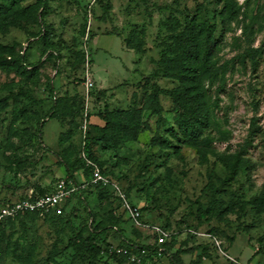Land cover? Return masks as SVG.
<instances>
[{"label":"rangeland","instance_id":"1","mask_svg":"<svg viewBox=\"0 0 264 264\" xmlns=\"http://www.w3.org/2000/svg\"><path fill=\"white\" fill-rule=\"evenodd\" d=\"M238 6L215 51L219 78L210 87L209 126L200 148L188 147L191 131L165 92L180 81L163 78L158 62L189 17L214 15L220 29L224 9ZM94 31L100 34L91 47ZM90 48L94 87L88 93L83 77ZM251 48L262 50L255 68L245 56ZM22 58L35 67L22 65ZM155 83L164 89L157 137L159 117L147 106ZM2 102L0 264H170L164 252L191 248L180 264H237L219 245L242 264H264V0H0ZM108 111H122V118L113 116L116 123L124 111L140 112L150 127L105 143L98 127ZM52 112L40 137L39 124ZM84 149L110 180L105 186L118 185L149 227L137 228L131 212L95 184L91 160L92 169L75 174L82 190L61 210H17L69 181L66 164L87 157ZM115 219L139 245L157 244L152 226L166 228L162 258L130 259L117 230L108 254L88 248L91 227ZM198 245H208L212 258L199 260Z\"/></svg>","mask_w":264,"mask_h":264},{"label":"trees","instance_id":"2","mask_svg":"<svg viewBox=\"0 0 264 264\" xmlns=\"http://www.w3.org/2000/svg\"><path fill=\"white\" fill-rule=\"evenodd\" d=\"M108 1L111 2V0ZM109 7L110 4L106 5V7L104 8V15L108 14ZM241 8L242 7L240 6L233 7L229 11L227 9H224V13H221L222 24L220 29L218 28L214 15L207 14L206 16H191V18L189 17L186 29L179 32L177 35H172V38L174 40L173 42L169 43V47L162 54L160 66L158 62L157 69H160L159 72L160 75L163 76V78H175L180 81V85L178 87L166 90L165 92H169V94L174 96V103L178 108V111L176 112L177 115L180 116L181 120L180 124L184 123L185 131H191V133H187V136L185 137V142L188 147L198 149L203 142L202 136L206 128L209 126V119L212 111V107L209 103L211 97L210 87L213 86L219 78L215 61V51L220 43V40H222V33H224L227 27L230 26V23L239 16ZM104 15L101 17V19H104ZM173 24L174 23H171L169 26H173ZM8 25L9 23H6L5 20L1 24V26L3 27H7ZM166 25H168V23H166ZM94 32L91 33V42L97 35V31ZM127 44L130 47L129 43ZM261 51L262 50L260 48H251L245 55L247 56V58H249L254 68L258 66ZM88 52L90 53V62L92 64V62L94 61V52L91 48ZM140 52L144 53L142 51ZM20 61L22 65L24 64V66L26 67H35V65H26L23 58ZM194 62H198V64H195ZM155 74L157 73H153L152 76H155ZM150 77L151 75L145 76V78L147 79ZM83 80H85L84 77ZM207 81L210 82L208 87H206ZM155 84L157 85H155V89L149 95L147 106L151 108L152 112L159 117L158 125L155 130V137H157L159 135L158 131L160 129L161 121L163 120L159 112L160 107L158 106L159 95L164 92V89L160 87L158 83ZM154 101H156L157 103L154 104ZM4 104L5 103L3 102L0 103V108H3ZM55 110L56 107L54 106L52 111ZM121 112L122 111H108L103 113L102 117L105 121V124L99 125L100 127H98L99 132L101 133L99 138L100 141L111 144L120 143L123 140H128V136H136L137 131L141 128V126L142 128L150 127L148 123L141 122L140 112L132 111H124L123 113L125 115V118L116 123L113 119V116L121 117ZM52 118H54L53 112L47 114L44 120L39 124L40 137H42V130L45 123L50 121ZM159 139L162 140V143L166 142V139H163L162 137H159ZM83 153L87 157H82L80 161H77L72 165L66 164V174L69 177V181L71 183H69V181H66L65 183L67 189L74 188V190L70 193V195L72 196L79 194L80 190H82V185L76 178V172L85 168H88L89 170L90 168L92 169V166H90L88 161L91 160L93 163L95 162L93 159L89 158L90 156L88 155L86 149L83 150ZM98 168H100L99 165ZM235 173L236 172L232 174ZM95 184L101 185L103 188L108 189V191L111 192L110 194H112L115 199H118V201L122 204V207L125 209V211L130 212L125 205V203H129V201L124 192H121L122 194H124V196H122L115 187H113V191H110L109 188L105 186H109L110 184H104L102 181H98ZM67 200L68 198H66V200L64 201L63 206L66 204ZM129 204L131 205V203ZM137 221L147 224V227H149V223H147L143 218V213H141ZM137 221L133 218V222L137 228L146 227L137 224ZM119 223L120 220L115 219L112 225H95L94 227H91V231L89 232V235L85 240V242L88 244L87 247L95 249L96 251L98 250L99 253L108 254L112 248L109 237L113 235V233L117 230L120 233L121 237V239L119 240L120 248L126 249L128 252L132 251L133 253L138 254H142V250H146L147 254L142 255V260H146L149 262H156L162 258L163 248L161 246H164L170 237V233H168L166 228H164L162 225H156L168 234L164 243H159L157 239V244L155 245H139L135 241L130 240L124 236L121 227L118 226ZM152 232L156 235L157 238H159V236L161 235L154 229ZM3 242L4 237H2L1 234L0 251L5 249V245ZM199 247L202 248L201 252L199 253V260L203 258L206 259V256L212 258V256H210V254L208 253V245H198L197 247H193V249L195 250ZM218 249L222 254L227 256L228 251L226 252V249H223L220 245ZM191 250L192 248L182 250L178 249L175 252L167 251L164 253L168 255L170 264H180L181 262H183L182 255L189 253ZM227 258L229 263L231 262L242 264L240 261L238 262L237 260L231 259L229 256H227ZM104 264L110 263L105 262Z\"/></svg>","mask_w":264,"mask_h":264},{"label":"built area","instance_id":"3","mask_svg":"<svg viewBox=\"0 0 264 264\" xmlns=\"http://www.w3.org/2000/svg\"><path fill=\"white\" fill-rule=\"evenodd\" d=\"M86 67H87V70H86V73L84 76V79H85L84 83H85V86H86L88 93H90L94 87V80H93V76L91 73V62H90V53L89 52H88ZM89 163L92 164L93 166H95L94 172H93V178L96 181H102L104 184H111V182L108 178L103 177V175L100 172V169L96 165H94V163H92V162H89ZM113 185L117 189V191L122 196H124V194H122L120 192L118 185H116L115 183H113ZM73 190H74V188L67 189L65 181H61L54 192L48 193L45 195H41L40 197H38L34 200H30V199L26 200L23 203H20L19 205H17L16 208H17V210H24V209L29 210L30 209V210H38V211H42V212L61 210V208L63 207L64 201L66 200V198L69 197L70 193ZM125 205H126L127 209L131 212L133 218L137 221L138 217L141 215V212L137 208H135V209L132 208V206L128 202H126ZM3 213H10V212L8 210L4 209ZM137 224L142 225V226H148L147 224H144L140 221L139 222L137 221ZM152 228L155 231L159 232V234H161L158 238V242L163 243L166 239V236H168V234L166 232H164L158 226H153ZM120 250L122 251L123 249H120ZM125 252L127 253L128 251L125 250ZM145 254H147L146 250H142V254L130 253L129 258L137 260L138 262H141L142 261V255H145ZM230 258L233 259L232 257H230Z\"/></svg>","mask_w":264,"mask_h":264},{"label":"crops","instance_id":"4","mask_svg":"<svg viewBox=\"0 0 264 264\" xmlns=\"http://www.w3.org/2000/svg\"><path fill=\"white\" fill-rule=\"evenodd\" d=\"M98 32V31H97ZM99 34L100 33H97V35L95 36V38L92 40V42H91V47H93L94 46V44L96 43V41L98 40V36H99ZM99 47V46H98ZM97 47V48H98ZM93 50H94V48H92ZM95 64V63H94Z\"/></svg>","mask_w":264,"mask_h":264}]
</instances>
